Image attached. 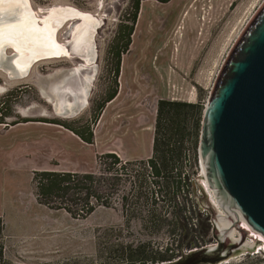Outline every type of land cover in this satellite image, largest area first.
<instances>
[{
    "label": "rangeland",
    "instance_id": "1",
    "mask_svg": "<svg viewBox=\"0 0 264 264\" xmlns=\"http://www.w3.org/2000/svg\"><path fill=\"white\" fill-rule=\"evenodd\" d=\"M29 2L39 17H45L51 9L72 8L90 14L98 26L85 52L83 42L73 41V31L81 23L79 18L58 29V41L84 57L73 53L65 58L42 60L28 69L25 76L10 72V49L1 59L0 246L6 264H126L122 258L130 250L144 251L143 260H134L133 264H158L178 260L180 255L183 258L195 249L214 248L221 234L224 235L220 240L221 259L205 264H264V246L259 245V239L245 234L242 226L213 216L198 163L200 137L194 148L191 134L184 144L182 169L191 192L186 194L191 206L189 212L178 213L182 215L178 224L177 211L167 200L160 194L152 200L151 190L157 187L150 183L152 176L141 166L120 171L124 174L118 191L105 196L109 206L91 200L95 208L84 218H71L62 209L50 210L37 203L32 185L34 172L50 168L54 161L42 151L55 136L56 127L48 124H87L94 136L101 115L93 122L97 105L113 90L115 63L109 49L125 12L131 13V0ZM263 3L264 0L141 1L132 44L121 58V63L123 59L129 63L122 81L124 86H120L118 78L116 81L119 95L113 106L118 110L127 108L116 115L117 127L128 123L126 114L130 113L139 125L149 123V128H144L150 130L160 99L200 102L205 110L227 56ZM85 58L91 59L90 62ZM67 104L73 105L70 110L64 106ZM135 130L129 127L126 131L133 153L137 141L140 148L142 144L144 148L149 146L148 132L139 138L133 135ZM110 141L114 146L124 138ZM96 144L102 149L100 140ZM118 153L122 164L151 156L124 157L127 154L124 143ZM96 165L90 169L94 174L99 171ZM143 179L149 184L142 183ZM193 199L206 216L200 230L207 231V242L199 240L197 248L188 250L178 236L185 224L184 215L193 218L192 228L195 224L198 208ZM226 228L229 229L223 233Z\"/></svg>",
    "mask_w": 264,
    "mask_h": 264
},
{
    "label": "water",
    "instance_id": "2",
    "mask_svg": "<svg viewBox=\"0 0 264 264\" xmlns=\"http://www.w3.org/2000/svg\"><path fill=\"white\" fill-rule=\"evenodd\" d=\"M46 59L51 56L33 61L29 69ZM10 61L12 74L28 73H19ZM199 154L213 216L242 226L264 246V3L227 56L210 92ZM223 236L217 237L214 248L195 249L179 260L158 264L215 263L221 259Z\"/></svg>",
    "mask_w": 264,
    "mask_h": 264
},
{
    "label": "trees",
    "instance_id": "3",
    "mask_svg": "<svg viewBox=\"0 0 264 264\" xmlns=\"http://www.w3.org/2000/svg\"><path fill=\"white\" fill-rule=\"evenodd\" d=\"M139 1L137 0L135 4L132 24L125 27L127 33L124 37L126 40L124 49L129 44V35L133 30V23L138 11ZM156 1L166 3L169 0ZM119 72L120 62L117 61L115 62L113 71L114 83L119 76ZM116 93L117 89L114 87L103 102L97 105V113L93 122L99 117L104 105L113 99ZM203 110L200 102L190 103L180 100H158L156 104L152 152L148 159L122 164L116 154L106 152L98 155L97 164L99 171L95 174L36 171L34 172L32 185L37 203L50 210L62 209L71 218H84L95 208L91 204V200L97 203V205L109 206V202H107L108 198L105 196L112 195L118 191L119 185L122 182L121 175L123 173L120 171H127L129 167L141 166L152 176L150 183L154 187H157V189L151 190L152 195H154L152 196V200H154L156 195L160 194L173 207L174 211H177L175 212L177 213V217L179 216L178 213L189 212L191 200L189 204V199L186 194L190 195V190L188 189L186 175L182 172L186 153L184 144L188 139L187 137L191 134L194 139V148L197 145L200 137ZM50 123L63 126L84 143L93 144V132L87 124L75 126L61 122ZM143 182L149 184L146 179H143ZM184 189L187 190L185 191ZM103 198L106 200H102ZM194 205L198 208V214L195 216L196 221L193 224V228L191 227L193 218L184 215L185 218L183 220L185 224L183 225L182 234L178 236V239L182 241L185 247L187 246L186 248L188 250L197 248L200 242L199 240L203 243L207 242V231L200 230L201 225L205 224L206 216L195 202ZM181 216L178 219H176L177 217L175 218L176 224H178L177 221ZM185 226L189 230H187V227L185 230ZM2 227L3 224L0 223V238ZM167 251H170V249ZM142 252L144 251L130 250L129 252H124V258L122 260L126 264H133L134 260H143L141 259L143 257ZM3 254V248L0 246V263L6 264L3 260Z\"/></svg>",
    "mask_w": 264,
    "mask_h": 264
},
{
    "label": "bare ground",
    "instance_id": "4",
    "mask_svg": "<svg viewBox=\"0 0 264 264\" xmlns=\"http://www.w3.org/2000/svg\"><path fill=\"white\" fill-rule=\"evenodd\" d=\"M0 14H3L0 17V55L4 54L7 47L16 53L10 62L18 72H26L33 61L43 56H51V59L70 56L66 46L57 39L58 29L65 22L80 19L81 23L73 31V41L83 42L84 52L90 47L97 25L90 14L72 8L51 9L48 15L39 17L31 8L29 0H0ZM85 60L90 62L91 59ZM65 107L70 110L71 104ZM228 229L223 230V233Z\"/></svg>",
    "mask_w": 264,
    "mask_h": 264
},
{
    "label": "crops",
    "instance_id": "5",
    "mask_svg": "<svg viewBox=\"0 0 264 264\" xmlns=\"http://www.w3.org/2000/svg\"><path fill=\"white\" fill-rule=\"evenodd\" d=\"M126 66H129V63L127 60H123L120 64V73L118 76V81L120 82V86L123 87L124 84H122L123 78H124V72ZM130 71V70H129ZM124 83V81H123ZM133 84V83H132ZM131 86V85H129ZM118 93V90H117ZM114 96L113 99H111L109 102H107L103 109L101 110V115L99 117L98 121V127L96 128V131L94 132V144H87L81 141L80 138L75 136L71 131L63 128L62 126L58 124L49 123L48 125H52L56 127L55 130V136L53 138H50L49 144L47 145V149H42V151L46 152V155L48 158H52L53 164H51L50 168H46L42 171H53V172H70V173H79V174H87V173H94L92 172V167L96 168V162L95 158L96 155H99L100 153L109 151L110 153L116 154L118 157L120 153L119 147L122 143H124L126 152L130 156H124L129 159L133 158H147L151 152H152V140H153V127H154V119L151 122V129H145L149 128V123H145L143 125H139L136 120L135 116H132V114L128 113L126 114L128 117L127 124L124 126H121L120 128L116 125V115L118 113L121 115L123 109L127 110V108H122L118 110L116 107H114L113 102L117 99L119 93ZM65 106V105H64ZM71 104V108H72ZM134 110V109H133ZM131 111V110H130ZM138 127H137V124ZM136 129L135 133L133 135H137L139 138H142L144 132H148L149 138V146L144 148V144H142V147L140 148L138 141L134 140L133 142H136V149H134V153L131 151L132 143L131 140H126L127 128ZM143 130H138V128ZM113 138H124V141L115 142L116 144L112 146V142L110 141ZM100 140V143L102 144V149H98L97 141ZM107 142V144H106ZM48 142H46L47 144ZM96 144V145H95ZM120 144V146H119ZM135 148V147H134ZM40 149V148H39ZM125 151V150H124ZM143 153V154H142ZM141 154V155H140ZM49 164V163H48ZM50 166V164H49ZM96 171V170H95Z\"/></svg>",
    "mask_w": 264,
    "mask_h": 264
},
{
    "label": "flooded vegetation",
    "instance_id": "6",
    "mask_svg": "<svg viewBox=\"0 0 264 264\" xmlns=\"http://www.w3.org/2000/svg\"><path fill=\"white\" fill-rule=\"evenodd\" d=\"M141 1H144V0H140L139 1L138 11L136 13V18H135V21L133 23V30H132V32L129 35V44L126 47V49H124V45L126 43L125 42L126 40H125L124 37H125V34L127 33V30L125 29V27L126 26H130L132 24L133 13H134V10H135V4H136L137 0H131L130 5H129L130 6L129 9L131 10V13L125 12L124 20H121V22H120V25H119L118 30L116 32V35H115V37H114V39L112 41L111 48L109 49V55L112 57V60H114V63L117 62V61H119L121 63L122 56L128 52L129 46L132 44V36H133L135 24L138 21V17H139V13H140L139 9H140ZM67 49L69 50L70 56L73 55V53H75L73 48H72L73 52H71L69 48H67ZM11 53H12V51H11ZM75 55L84 57V55L82 56V55H80L78 53H75ZM63 57L65 58L66 56H63ZM87 57H89V55ZM123 60H125V59H123ZM116 81H117V79L115 80V83L113 81V87H112L113 89H114V87L116 89H118V82H116ZM181 258L182 257L180 255L178 260L181 259Z\"/></svg>",
    "mask_w": 264,
    "mask_h": 264
}]
</instances>
